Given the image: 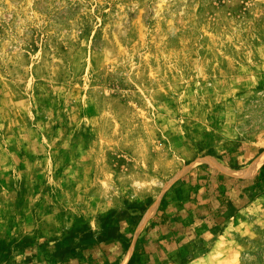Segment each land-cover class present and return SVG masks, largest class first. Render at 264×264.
Instances as JSON below:
<instances>
[{
	"label": "rangeland",
	"instance_id": "1",
	"mask_svg": "<svg viewBox=\"0 0 264 264\" xmlns=\"http://www.w3.org/2000/svg\"><path fill=\"white\" fill-rule=\"evenodd\" d=\"M263 162L264 0H0V264H264ZM202 184L205 230L133 247Z\"/></svg>",
	"mask_w": 264,
	"mask_h": 264
},
{
	"label": "crops",
	"instance_id": "2",
	"mask_svg": "<svg viewBox=\"0 0 264 264\" xmlns=\"http://www.w3.org/2000/svg\"><path fill=\"white\" fill-rule=\"evenodd\" d=\"M202 181L203 180H199L200 185ZM206 181L207 180H205V183H207ZM225 182L229 183L228 180H225ZM202 185L205 186L192 191L181 188L168 190V192L162 197L158 208L156 209L157 218L154 221L157 220L160 224L156 223L157 227L150 229L148 228V231H146L141 236L143 243L140 241L139 244L141 245H139L134 240L133 247H143L146 245V247H150L151 251H155L158 248H161V250L164 252L168 250L171 251L180 247V244L190 238L188 237L186 231L188 227H194L195 230L202 227V230H205L207 224L209 223L208 218L214 215V212L217 211L220 204L224 201L222 198H219L220 194H217L218 191H212L213 188L208 190L209 186L206 184ZM114 231H116L114 233L117 235V237L114 236L113 238H108L104 241V244H102L101 247L95 248L94 251L96 250V255H102L107 250H111V248H114L115 246L118 247V239L120 234H118L119 232H117V230ZM154 247H156L155 250H153ZM31 248L30 249L33 251L34 255L31 256L29 260H27L28 258L26 257L25 253H30V249L26 250L25 252L24 250L21 251V256H25L23 259L24 264H38L40 262V259L35 252L37 251V247L33 246ZM96 255L94 254L93 257ZM144 259L145 258L143 254L133 256L130 264H146L145 261H143ZM147 264L158 263L151 260L150 263Z\"/></svg>",
	"mask_w": 264,
	"mask_h": 264
},
{
	"label": "trees",
	"instance_id": "3",
	"mask_svg": "<svg viewBox=\"0 0 264 264\" xmlns=\"http://www.w3.org/2000/svg\"><path fill=\"white\" fill-rule=\"evenodd\" d=\"M263 182H264V164L260 167L259 179L257 183H263Z\"/></svg>",
	"mask_w": 264,
	"mask_h": 264
},
{
	"label": "bare ground",
	"instance_id": "4",
	"mask_svg": "<svg viewBox=\"0 0 264 264\" xmlns=\"http://www.w3.org/2000/svg\"><path fill=\"white\" fill-rule=\"evenodd\" d=\"M157 207H158V202H155L150 208L149 215H153L156 212Z\"/></svg>",
	"mask_w": 264,
	"mask_h": 264
}]
</instances>
